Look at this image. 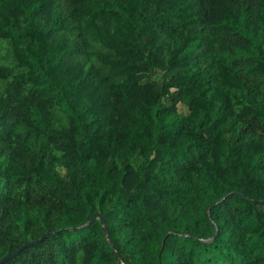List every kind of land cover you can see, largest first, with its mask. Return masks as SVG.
I'll list each match as a JSON object with an SVG mask.
<instances>
[{"label": "trees", "instance_id": "1", "mask_svg": "<svg viewBox=\"0 0 264 264\" xmlns=\"http://www.w3.org/2000/svg\"><path fill=\"white\" fill-rule=\"evenodd\" d=\"M46 233L2 264H264V0H0V258Z\"/></svg>", "mask_w": 264, "mask_h": 264}, {"label": "water", "instance_id": "2", "mask_svg": "<svg viewBox=\"0 0 264 264\" xmlns=\"http://www.w3.org/2000/svg\"><path fill=\"white\" fill-rule=\"evenodd\" d=\"M97 217V214H95L93 216V218ZM101 224H102V228H103V232L105 233V235L107 236V232H106V229L104 227V222L101 220ZM46 235H48V233L42 235L39 239H36V240H33V241H30V242H27L25 243L24 245L20 246L19 248H17L15 251L13 252H8L6 253L4 256H2L0 258V264L4 263L6 260L10 259V258H13L15 257L21 250H23L24 248L28 247V246H31L33 244H36L38 243L41 239H43Z\"/></svg>", "mask_w": 264, "mask_h": 264}, {"label": "rangeland", "instance_id": "3", "mask_svg": "<svg viewBox=\"0 0 264 264\" xmlns=\"http://www.w3.org/2000/svg\"><path fill=\"white\" fill-rule=\"evenodd\" d=\"M178 109H179L180 112H185L186 111V107L183 104H181V103L178 104Z\"/></svg>", "mask_w": 264, "mask_h": 264}]
</instances>
